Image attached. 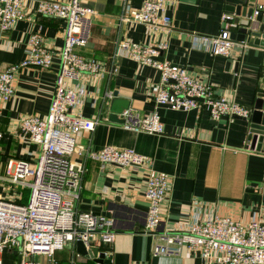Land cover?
I'll list each match as a JSON object with an SVG mask.
<instances>
[{"label": "crops", "instance_id": "1", "mask_svg": "<svg viewBox=\"0 0 264 264\" xmlns=\"http://www.w3.org/2000/svg\"><path fill=\"white\" fill-rule=\"evenodd\" d=\"M39 1L22 0L25 17L0 32V70L22 60L26 40L32 32L38 31L43 42L53 49L62 45L66 22L56 16L39 14L36 11ZM80 2L91 6L94 12L87 42L77 50L86 57L100 59L107 69L103 75L83 73L69 80L73 86L83 89L81 114L101 117L93 130L76 135L82 152L72 155V159L84 165L75 209L105 212L113 218V240L98 238L93 244L105 251L114 264H223L207 261L198 252L185 249L176 255L153 254L152 246L158 235L144 232L148 210L144 196L145 169L101 164L90 158L88 152L105 145L132 147L149 155L155 169L171 175L169 192L161 205L158 231L181 230L195 217L213 213L241 222L255 217L264 223V151L247 147V120L227 115L214 119L204 106L173 109L166 105L158 106L163 123L161 133L126 129L119 121L108 119L114 91L142 114L152 111L155 105L159 71L118 49V40L123 38L142 43L166 42L159 50L158 59L186 66L196 77L208 81L215 94L251 108L260 76L262 50L235 42L231 56L226 57L196 48L191 42V32L216 34L222 12L235 16L227 6L240 4L242 0H165L164 10L171 19L169 26L121 22L119 14L123 6L138 7L142 0ZM257 3L264 6V0ZM244 22L245 18L240 16L239 23ZM237 28L230 32L234 39ZM228 58L230 62L226 64ZM57 69L56 56L46 68L20 67L14 74L13 92L1 106L0 193L16 196L21 202L26 201L28 188L4 178L6 162L35 158L39 146L18 135V120L25 114H46ZM107 90L111 96H106ZM3 252L1 264H4ZM37 259L41 264H97L79 254L75 242L57 249L51 260L43 255Z\"/></svg>", "mask_w": 264, "mask_h": 264}, {"label": "built area", "instance_id": "2", "mask_svg": "<svg viewBox=\"0 0 264 264\" xmlns=\"http://www.w3.org/2000/svg\"><path fill=\"white\" fill-rule=\"evenodd\" d=\"M165 0H142L138 7L123 6L121 22H144L152 26L171 24L164 8ZM36 11L41 15L56 16L66 22L62 45L53 49L43 42L42 35L32 32L25 43L22 60L0 70V119L2 103L13 92L15 72L22 66L49 67L58 58L55 86L46 114H25L18 120L19 133L38 144L33 160L8 159L4 178L13 184L28 188L25 202L16 196L0 193V264L4 248L17 250L21 255L18 264H41L33 259L43 255L51 260L54 252L68 242L101 238L113 240V218L105 212L78 211L74 201L79 196L84 165L74 159L75 152H82L76 135L83 130H93L101 120L98 115L85 116L80 112L83 89L69 80L81 74L103 75L107 72L104 62L86 57L77 48L86 44L94 9L80 0H40ZM257 9L253 14L257 13ZM22 0H0V32L11 28L24 18ZM234 14L223 11L220 28L216 34L191 32L192 46L212 54L230 57L235 42L250 45L247 39L236 41L231 29L238 26ZM166 42L142 43L123 38L118 49L133 60L154 66L159 71L158 88L152 111L140 113L127 106L117 113L120 124L135 131L163 132L158 106L173 109H191L204 106L211 118L223 115L248 116L250 108L225 95L214 93L211 84L192 74L186 66L157 58ZM113 70H111L112 72ZM111 96V91L105 92ZM2 131L0 130V138ZM88 156L101 164L142 166L145 169L144 196L148 210L144 232L156 233L158 240L152 252L159 256L176 255L185 249L198 252L207 261L223 264H264V223L258 218L241 222L218 214L195 217L185 228L175 231H158L161 205L166 199L171 175L157 170L151 157L132 147L105 145L88 152Z\"/></svg>", "mask_w": 264, "mask_h": 264}, {"label": "water", "instance_id": "3", "mask_svg": "<svg viewBox=\"0 0 264 264\" xmlns=\"http://www.w3.org/2000/svg\"><path fill=\"white\" fill-rule=\"evenodd\" d=\"M227 9L235 13L234 20L238 23L235 40L243 41L247 39L250 45L257 46L262 50L260 76L250 113L248 116H233L248 121L247 147L256 151H264V6L257 3V0H242L240 4L228 5ZM255 9L258 11L254 15ZM240 16L245 18L244 23H239ZM229 62L230 58H228L226 64ZM128 105V100L117 96L114 91L109 103L108 119L122 122L117 113ZM75 249L79 254L92 258L97 264H114L105 251L99 250V247L93 244V240H89V245L87 246L82 240L78 239L75 241ZM4 250L6 251L7 248H4ZM13 254L16 255L17 262H19L21 255L15 249ZM33 259L36 260L37 256L34 255Z\"/></svg>", "mask_w": 264, "mask_h": 264}, {"label": "rangeland", "instance_id": "4", "mask_svg": "<svg viewBox=\"0 0 264 264\" xmlns=\"http://www.w3.org/2000/svg\"><path fill=\"white\" fill-rule=\"evenodd\" d=\"M4 264H16L17 260L11 251H5L2 254Z\"/></svg>", "mask_w": 264, "mask_h": 264}]
</instances>
